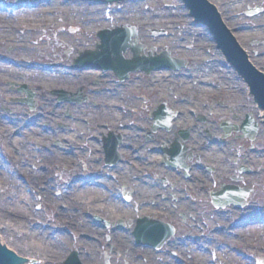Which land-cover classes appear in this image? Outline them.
<instances>
[{
  "label": "rangeland",
  "instance_id": "rangeland-1",
  "mask_svg": "<svg viewBox=\"0 0 264 264\" xmlns=\"http://www.w3.org/2000/svg\"><path fill=\"white\" fill-rule=\"evenodd\" d=\"M11 1L14 2V0ZM32 1L35 4V9L33 10H30V8H33L30 7L29 9L17 10V12H14V10L13 12L9 13V15H3L4 13H0V16L2 15L5 18V20H1L0 18V61H7L8 59L14 60L19 62V64H24L23 66L26 65V68L28 64L34 66L33 64L37 62L40 63L41 66L53 62H65V64L69 65L72 64L75 57H78V51H83V48H94V43L97 41L96 32L99 29L98 26L93 27L91 25V22H93L92 18H89L88 16H79L77 14H73L71 11H68L67 6L69 7L70 5H74L78 0H45V3H38V0ZM211 2L216 4L217 7L222 10L221 12L225 15V19L227 21V27L235 29L232 30V32L238 36L248 51L252 52L254 55L259 54L258 57L256 55L257 59H260L261 62H264V0H211ZM250 8H252V10L260 8L262 11L254 16H246ZM90 9L92 13L100 12L101 19L103 20V17L106 16L108 7L107 5H99L92 6ZM84 10L87 11L88 9L85 8ZM116 10L119 11L117 13V17H115L116 22L113 24H126L136 28L139 33V37L144 44L156 47L159 51H164L165 47H170V50L174 52V56L190 61V63L192 62V65L197 63L200 65H206L207 63L211 62V56L214 54V52L211 49V40L205 38L207 32L203 29H198L197 27L193 26L194 22L189 17V12L184 8V5L179 0L126 1L117 4V6L114 8L109 9L108 13L114 16V13H111V11L115 12ZM161 11H166L170 13V15L157 17L156 13ZM138 14L139 16H137ZM23 15H25L26 18H24ZM157 19H161L159 22H157V24H160V26L157 24L148 26V21H156ZM4 22L7 23V26H3ZM17 23L21 25L20 28L22 31L20 30L17 32V30L15 31L12 28L13 25L17 26ZM111 26L112 25L108 24L105 28H110ZM37 27L38 29H35ZM12 30H14V32ZM154 30L158 32H165L166 38L155 40L152 36ZM240 30L246 31L241 32ZM29 31H32V33ZM201 31L206 33L203 37L205 41H202L204 44L196 43V40H199L202 37ZM245 51L247 50L245 49ZM126 57L131 58L132 54L128 52ZM204 58L207 59V63L204 62ZM225 65L227 66L226 62L224 61L222 66L225 68ZM188 66L189 64L183 70H179V72L183 71L186 73L184 70H187ZM26 71L29 70L27 69ZM26 73L27 72L23 73V75L16 74V76L11 75L7 77H2L0 73V117L8 121L7 123L10 126V130H16L14 131V139L18 137L15 136V134L18 133L21 135L19 137L21 140H25L26 138L29 143H33L38 153L46 151L43 147L46 145V143H43L42 140H40L42 139L40 138V134L44 135L43 137L46 140L48 139V133H45V131H50L52 136L54 133L62 135V140L60 141L56 140L54 137H49L47 148H49L51 151L42 153V156H39V160H35L32 159V156L30 157L24 154L22 146L18 147V150L16 148H11L8 145L7 139H5V150L8 152L9 157L5 155L2 149L3 139L2 136H0V160L2 167L5 169L4 173L6 178L7 176H9L11 179L14 178L12 179L13 181H18L19 183H22L23 186H25L26 181H28L31 176L27 175V171L31 170L30 164L32 165L33 169H35V166L37 169H39L41 167V163L43 162L45 166L50 165V171L40 168L42 170L41 172L49 173L50 178L46 176V179L53 185L52 187L40 188L39 192L37 188L35 189V187H31V189H28V186L26 187L27 194L31 195L32 192L34 194L31 196L33 199L31 204H27L30 206L34 205L35 208L33 209L32 207L31 211V208L29 207L28 211H31L33 215L38 214L39 219H34L31 217L30 213H27L25 216H23L16 212L9 215L3 212L2 214L4 217L2 214H0L1 242L13 252H16L19 255H22L23 253L21 248L18 246H12L10 240H8L7 233L9 228H12L11 232L13 229H20V226L16 227L12 222H16L18 224L20 221L27 224L26 228L23 229V239H25V241L30 245L39 246L40 243L38 242V236L35 234H40L42 236L41 232L46 235L47 238L45 237V239L47 244L48 238L54 237L53 233L55 231H58L60 235H65L60 232L62 229L60 227H62L63 220H59L61 218L55 212V205L59 204L57 197L64 200L67 199L66 202H71V205L78 210L81 218L87 217L89 221H91L88 222V224H92L94 218L98 217H102L104 220L109 219L110 217L113 218L110 219L113 221L117 219L119 221H126V223L127 221H130L134 224L138 218L154 216L157 218V220H162L177 227L179 233H177L176 237L173 239V242H178L186 236H197L198 234L206 232V230H225L227 234V232L230 230L228 223L233 224L238 219V221L242 220L241 216L243 213L234 210L224 211V213L217 212L219 216L224 214V221L220 220L213 209L209 196L210 191H202L201 188H199V182H196L194 185H188L187 183H184L178 188L180 191L182 190L181 197L186 201L185 203H187L189 207L181 206L179 210H177L178 207L172 206L169 202L167 203L168 205H165V207L160 206L165 200L161 198L159 199L158 196L155 197L154 195L164 191V189L161 188L162 184L159 185L161 182H159L156 176H153V178L149 180L147 174L144 172V166L147 162H144L142 159L136 157L134 148L129 145V143L134 140L128 139L127 141V137L130 135L129 132H126L128 127L132 126L133 128L134 125L136 126V124H138L140 126L137 129L140 131L142 136L139 137L140 141L133 142V144L137 143L135 144V147L140 145L143 147L146 146V151L150 149V146L145 144L143 141L146 132L145 127L148 126V122L145 120L148 119V112H144V110L149 111L153 107H157L162 103H168L167 98L171 97V91L173 88L174 93H176V86L174 85L175 83H170L171 85H169V83H164L165 80L169 81L167 77L172 76V73H163V76L167 77H165V80L161 81V83H154L153 78L155 77L153 76L134 74L131 76V79L126 82V84L118 82L114 74L110 72H96L95 74H92V72L90 74L86 73L88 74L87 77L91 76L90 78L92 80L90 82L92 86L88 85V87L85 88V94L89 97L90 102L63 104L61 109V105H58V98L53 96V91H60L62 88H64L71 93H76L77 89L81 86L79 85V87L74 88L71 86L59 85L58 87L56 85H49V82H44V79H41L43 80L42 82L44 84L41 83L40 79H37V81H28L27 83L25 81ZM46 73L47 71H43L42 77L45 78ZM232 74L233 75H227L224 77L223 80H221L222 83L219 81L220 89L216 92H220L222 94L221 96L217 95V98H211V96H215V94L211 93L213 92L212 90L207 91L208 94H206L205 97H199L194 93V91L188 89L185 91H180L179 94V97L185 96V98H181V100H185L182 102H188L186 106L182 107V109L185 112L186 117L191 118L192 121L195 120L196 117H193L192 115L190 116L188 111L192 110L198 113V111L202 110V108L206 109L207 106L205 105V102L208 100L207 98H209L208 102L213 104V110L217 108L222 110L219 112V114L223 115V117H219V115H217L218 113H215L219 120L217 125L212 126L214 123H212L211 120L216 119L213 117L214 115L211 114L212 118L207 116V123L205 124L206 126H204L205 130H207V127L211 130V133L214 137H218L223 134L222 130H220V127L218 126L222 120L227 118L231 119L235 114L239 117V119L234 120V122L237 123V125H240L248 113L254 114L253 112H250V110H253L254 108V102L251 100L246 86L244 83H239L236 80L238 76H236L234 73ZM157 78L158 77H156V79ZM103 82H106L107 84H124V88L119 87L118 85L105 86L103 85ZM22 86H28L30 91L34 94V100L37 106L33 110L27 104L21 103L23 99L27 98L25 95L20 93V88H22ZM93 88H97L96 92H99L98 94L100 95L93 96L96 94V92L93 91ZM44 94L48 96L50 99L49 101H51L50 103L45 101L46 99H44L42 96ZM223 94L224 96H222ZM192 99L193 102L191 103ZM106 101H109L111 106L116 105L118 110L120 108V111H122V117H117L118 121L116 123L114 121L108 122L105 119L94 120V123L100 121L99 123H101L103 126L99 127L102 128L97 127L99 124H86L85 118L88 117L82 114L78 107H82V104H88V107L93 108V104L95 103L96 106L97 104L100 105L102 103L106 107ZM168 105L170 106V104ZM172 107L173 106H170V108ZM54 108L64 111L62 113V120L53 125H48V123H45L46 119H50L53 122L56 118ZM68 108H70V110H75L77 114L82 116L81 119H77L78 117H75L74 119L76 122H74L72 116L70 117V111ZM232 108L235 109L234 112L229 110ZM238 109L239 113H236ZM126 112L128 114H126ZM18 113H21V116H18ZM205 113L207 115L210 114L207 111ZM257 114L258 113L254 114V118ZM43 115L44 118L41 119L40 117ZM22 120L26 122L22 127L18 128V125ZM79 124L83 126V129L85 128L84 131H80L84 137L81 138V136H79L80 138L78 137L75 139L76 141L80 142H71V140H73L72 136L76 135L77 131L79 130L75 126L79 127ZM114 124L120 125L121 128H117L114 126ZM88 127L91 128V131L90 129L88 130ZM134 129L135 127L131 130ZM261 130L264 135V126H261ZM109 131H112L116 135H121L123 137L124 145H122V151L128 150L131 154L124 153L123 160L120 164L125 169H130L133 167L132 173L136 176L135 180H140V190L142 191V195L136 197L135 192H133L131 195L132 201H130L129 204L124 203L125 205L120 207L118 211L116 209H112L108 203L105 204V207L92 210L88 208L87 204L89 203L86 202L87 198H83L81 191L85 180L97 176L99 177V180L95 181V185L92 187H102L101 181L103 179L101 178L104 177L106 179L107 176H109V173L114 174L113 169L109 166H106L104 154L102 153L101 149L102 136H108L110 133ZM5 134L8 136V133ZM239 134L240 133H236L233 135V137L236 138V136ZM256 142L257 141L252 142L250 139L246 138H236L235 140H231V143L227 146V148H224L225 150H229L228 155L224 151H219L222 148L217 147L215 149V159L209 156L205 159L206 162H203L204 172L199 173V178H203L202 180L207 182L206 178H211V175L215 177L218 176L216 172L210 173L211 175L206 174L208 172L206 171L205 167L208 165L204 164L207 162L213 163L217 169L219 168V171L217 172L219 175L224 174L225 172L222 173L221 169L223 168L222 170L225 171L226 169L224 168L226 167V164L229 167L234 166L231 163L232 161L225 160L229 156V152H231L234 157L237 154H245V151L249 148V145H254ZM261 147L262 149L264 148V140H262V135L261 139H258L255 150H258ZM41 149H43V151ZM140 149L141 148H135V152ZM12 151L17 152L19 155L13 153ZM49 152H52L53 155H59L60 157L66 156L71 158V161L69 160L68 164L65 163L66 165L55 164V161L51 162L50 158H48V155L52 154H47ZM251 153H253L252 164H255L256 162V165L251 166V169L253 168V172L257 169L262 172L261 174H257L256 172L252 174L249 180L244 183V185H248L253 188L254 192L252 193L251 197V200L253 201L251 204L263 208L262 212L264 213V157L262 160H258V157L262 156L259 154V151L253 152L251 150ZM156 158L159 159L160 157L157 156ZM231 158L233 159V157ZM219 163L221 165L223 164L222 168L220 167ZM23 168H27L26 173L23 172ZM214 169L216 171V168ZM103 172L106 174L103 175ZM156 172L158 171L156 170ZM116 173H118V177H120L121 174L119 170ZM148 181L150 182L147 184ZM99 182L100 184H97ZM157 182L159 184H157ZM221 182H223V179L222 181H219L218 179L217 185ZM57 183L59 184V188H63L62 191H56ZM68 183H73L71 185L74 186L78 185L79 189H76V193L72 200L66 198L65 194H62L64 192L63 186L66 187V184ZM4 184H6V182ZM114 185L117 186H114L116 191L114 193L112 192V195L116 196L119 200V198H121L120 189L122 188V185L119 184V182H114ZM1 187H3V185L0 186V188ZM6 187H9L8 194L19 193V186L10 185ZM211 188V190L214 189L212 185ZM129 190L131 191V189ZM5 191L6 190H4V192ZM44 191H47L50 194V197L47 201H45L44 197L42 196ZM170 191L175 192L173 190ZM8 196L12 198L11 195ZM99 198L100 194L95 198V200H99ZM151 199H155L156 202ZM136 208H138V211ZM88 210H90V212H88ZM102 210H106V212H102ZM188 210L194 215V218H196L194 223L193 219H187L188 221L186 223H193L189 226L184 224V218H182V216L189 218V213H186ZM20 216L25 219L21 218ZM200 220L203 223L199 222V224L198 221ZM33 222L35 223L33 224ZM195 224H198L199 228L195 229ZM74 230L77 234L76 238H74V236L71 238L72 236L67 234L69 236V240L63 246L64 248L62 254H59L58 256L55 254V252L50 253V248H47L48 245H45L44 251L42 252V256H45L43 258L44 262L41 260H31L32 262L29 264H62L68 259V257L71 256L73 252H77L79 254V258H81L86 264H107V258H109L108 264H132L134 258H131L130 256H127L128 258H125V260L122 258V256H126V253H128L127 248L141 250L142 252H149V255L154 261H150L148 263L143 261L144 264H159L160 261L162 262L164 260L166 254H171L169 253L170 249L168 248L167 250L164 248L161 250H156L145 246L137 247L135 244V237H133L132 234L134 230L132 227H130L129 229L126 228L125 231L120 232V235H122L125 239V245L122 247H120L118 243L114 244L110 242V240L108 241V236L111 235V232L108 233V231L106 232L104 229H98V231L103 232V242L100 244L101 246L99 245L95 249H92V257L88 258L83 255V250L86 248L83 246L81 241L82 234L77 233L80 231V229L76 223ZM111 230L114 229L111 228ZM238 230H240V228ZM259 233H261L260 230ZM242 235L243 236H241V238L239 236H236L235 238L232 236V234H230V236H224L223 238L217 237L214 243L208 245L211 248L216 249L212 251L213 253H211V250H208L207 248L206 251H199L198 253L193 254L195 260L194 263L185 260L183 264H196L197 262H202L203 264L211 263L214 262L213 255L216 256V264H219L221 259L223 260L221 264H257V260H264V241H262L261 236L258 238L256 246L261 247L262 249L251 252V238L244 236V233ZM223 241H225V243H222ZM218 248L223 249V253L220 251V254H218ZM257 252H259V254H257Z\"/></svg>",
  "mask_w": 264,
  "mask_h": 264
},
{
  "label": "bare ground",
  "instance_id": "bare-ground-1",
  "mask_svg": "<svg viewBox=\"0 0 264 264\" xmlns=\"http://www.w3.org/2000/svg\"><path fill=\"white\" fill-rule=\"evenodd\" d=\"M211 1V0H210ZM114 4H112L111 6H113ZM68 11L73 12V14H77L79 16H88L89 18H92L91 25L93 27L95 26H99L98 28L101 29L104 26L107 25V21L106 20H102L101 19V14L100 12H95L92 13L90 10L85 11L83 4L80 3H75L74 5H70L69 7L67 6ZM111 8V7H110ZM222 11V10H221ZM26 13V12H25ZM21 14V13H20ZM169 16L170 13L166 12V11H161L156 13V16L159 17H164V16ZM139 16V14L137 15ZM24 18H26L25 15H23ZM99 18V19H98ZM161 19H157L156 21H148V26L151 25H156L157 22H159ZM115 22V21H114ZM19 24L17 23V26H12V28L16 31L17 28H20L21 26H18ZM160 26V24H157ZM3 26H7V23H3ZM14 30H12L14 32ZM196 43L201 44V42L196 40ZM252 53H250L251 55ZM25 61V60H24ZM88 62H90V59H87ZM258 60L256 59V57L254 58V60L252 61L254 64H256L258 67L264 66V64L262 62H257ZM21 62V61H20ZM26 68V66H22L20 67V69L18 68H14L12 66H8V65H2L0 64V73L2 75V77H7V76H11V75H20L25 72L26 73V77H25V81L28 83V81H37V79H40L41 83L44 84L41 79H44V82L48 83L49 85H56L59 87V85H63V86H71V87H79V85L81 87H88V85L90 84L91 80V76L87 77L88 74H90L92 72V74H95L96 72L93 71H88L85 72L83 74L79 73L78 71H73L71 72L69 69H60V68H56L57 70L55 71H49V73L47 72L45 75V78L42 77V73L43 70H40L41 68H32L29 71L24 70ZM219 71L217 68H214V70L211 69H207L205 71H203V66L198 64H194L192 65L191 68H189L186 76V79H183L180 76L176 77L177 81H181V80H187V83H193L195 84V82H199V81H204L205 83L207 82H214L217 79H219L220 81L223 80L222 79V75H225V71ZM88 73V74H86ZM31 84V83H29ZM32 85V84H31ZM48 85V86H49ZM103 85L105 86H112V85H116V84H107L106 82H103ZM54 87V86H53ZM182 87V86H181ZM206 89V88H205ZM205 89H202L203 92H206ZM33 94V93H32ZM44 97V99H46V102H51L49 101L50 99L48 98L47 95H42ZM109 102V101H106ZM63 106L60 107V109ZM257 106L255 105V108H253V110H250V112L255 113H259L261 114V119H264L263 117V111L261 110H257L256 109ZM70 111V117L72 116V119H74L75 117L77 119H81L82 116H80L79 114H77L75 112V110H70V108H68ZM79 111L86 115L88 118H86V121L88 123H92L94 122V120H101V119H105L106 121H111V122H117L118 121V112H117V107L115 105L110 106V104H107L106 107L102 108V109H94L91 107H88L87 105L83 106V107H78ZM252 109V108H250ZM256 110V111H255ZM55 111V115L56 118L54 119V121L52 122V120L50 119H46L45 122H48V125H53L55 123H58L62 120V113L64 111L61 110H57L56 108H54ZM66 111V109H65ZM90 114H89V113ZM18 116H21V113H18ZM254 117V116H253ZM252 117V119H253ZM21 118V117H20ZM44 118V115L41 116V119ZM8 121L2 119L0 117V136H2L3 142H2V149L4 151V154L7 155L9 157L8 152L5 150L6 147V143H5V139L8 140V145L11 148H18L21 147L23 148L24 154L26 156H32V159L35 160H39V156H42V153H46L48 151H43V149L45 148L44 146H47L49 137H54V138H58L60 139L62 137V135L58 134V133H54L53 136L50 133V131H45V133H48V139L46 140L42 135L40 134V140H42L43 143H46V145H44L43 149H41L43 152L38 153L36 151L35 146L33 145V143H29V141L25 138V140H21L19 137L21 135H19L18 133L15 134V136H18L14 139V131L16 130H10V126L7 123ZM26 121L22 120L20 122V124L18 125L19 127H22L25 124ZM74 122H76V120L74 119ZM253 122L255 123V120L253 119ZM73 124H78V123H73ZM255 124H253L254 126ZM114 126H116L117 128L119 127L118 124H114ZM79 129V131H84L85 128L83 129V126L79 124L78 126H75ZM5 133H8V136H6ZM69 134V133H67ZM261 135H262V140H264V135L263 132L261 131L259 137L261 139ZM72 137H75V135H73ZM50 138V139H51ZM53 138V139H54ZM52 141V140H51ZM70 142V141H67ZM71 142H73L71 140ZM18 150V149H17ZM14 151V150H13ZM12 151V152H13ZM17 155H19L17 152H13ZM52 152H49L47 154H50ZM33 154V155H32ZM63 154V153H62ZM55 155V156H54ZM53 153L51 155H48V158H50L51 162L55 161V164H62L64 165L65 163H69V160L71 161V158H68L66 156H59ZM211 158L215 159V152L210 154ZM24 159V158H23ZM28 160V159H26ZM40 162V161H39ZM66 165V164H65ZM0 186L3 185V187L0 188V214H2L3 212L7 215L9 214H14V212L25 216L27 213L31 214V217L39 219L38 214L37 215H33L31 213L32 211V207L33 209L35 208L34 205H29L27 203L32 202V197L34 194L33 192L30 194H27L26 191V187L28 186V189H31V187H35V189L37 188L38 191L40 188H45V187H52V183L49 182L46 179V176L49 173H42L41 169H45V170H49L50 165L45 166L43 164V162L41 163V167L39 169H37V167L35 166V169H33L32 165L30 164L31 170L27 171V168H23V172L26 173V171L28 172L27 175H31L30 179L27 181L26 185L23 186L22 183H19L18 181H13L12 179L14 178H10L9 176H7L4 173L5 169L2 167L1 164V160H0ZM132 169L133 167H131L130 169H125L122 166H118L114 169L113 173L116 175V180L114 182H119V184L124 183L126 184V186L130 189L133 190V192H135V196L139 197L142 194L141 189V184H140V180H135V175L132 173ZM119 170L120 172V177H118V173H116ZM106 173L103 172V175H105ZM101 179H103L102 181L104 182V184H107V186L105 188H103L101 191H99L98 188L92 187L95 185V182L93 181H87L88 183V187L86 188H82L81 193L83 194V198L86 197V202L89 203L87 204L89 209H100V207H105V204H109L110 207L112 209H116L117 211L119 210L121 204H119V200L116 199V196L114 197L112 195V192L114 193L115 187L117 185H114V182L112 180H109V177H107L106 179L104 177H102ZM3 182V184H2ZM6 182V184H4ZM73 183H68L66 184V187H64V192L62 194L66 195V198L71 199L74 197L75 193H76V189H78V185H71ZM10 185H16L19 186L20 189L18 190L19 193H14V194H8V190L9 187L7 188L6 186H10ZM58 183L56 184V191H62L63 188L61 189V187H58ZM70 188V189H68ZM4 190H6L4 192ZM32 191V190H31ZM145 193V192H144ZM100 194V198L99 200H95V198ZM8 195H11L12 198H10ZM29 195V197H28ZM42 196L44 197V200L47 201L50 197V194L47 191H44L42 193ZM102 196V197H101ZM3 197V198H2ZM27 202H26V201ZM57 200H59V204L55 205V212L59 215V217L61 219L59 220H63V224L62 227L60 228H65V229H61V233L65 234V235H58L51 238H48V244L46 242V235L42 234V236L40 234H35L38 236V242L40 243L39 246H35V245H30L28 244L25 239H23V229L26 228V223L24 222H20L17 224L16 222H12L14 224V226H20V229H16L11 232L12 228L8 229V240H10L12 246H18L19 248L22 249V255H19L21 257H25L28 258L27 260L30 262L31 260H37V261H42L44 262V257L42 256V252L44 251V247L45 245H48L47 248H50L49 252H55L56 255L59 256V254H62L63 251V246L66 244V242L69 240V236L64 233V232H68L69 235H71L73 238H76V231L74 230V226L75 223L79 226L80 231L77 232L78 234H82V243L83 246L86 248L84 249V256L91 258L92 257V249H95L96 247H98L102 242V236H103V232L98 231L99 227L97 226H93L91 224H88L86 218H81V216L79 215L78 210L71 205V202H66V200L57 197ZM26 203V204H25ZM29 207L31 208V211L29 212ZM63 207V209H62ZM102 212H105V210H102ZM2 216L4 217V215L2 214ZM108 220V219H107ZM40 228V227H39ZM37 229V228H36ZM259 230L261 233H259ZM39 231V230H38ZM37 231V232H38ZM257 231V232H256ZM36 232V233H37ZM16 233V234H15ZM244 236H247L248 238H251V252H255L258 250H261V247L256 246V242L258 241V238L261 236L262 241H264V225H258V226H254V224H252V226L248 229L244 231ZM22 235V236H21ZM45 235V236H44ZM27 236V234H26ZM112 238H113V242L114 244H119L120 247L124 246V237L122 235H116L112 233ZM243 236V235H240ZM18 238V239H16ZM47 238V237H46ZM3 244V243H2ZM4 245V244H3ZM50 245V247H49ZM101 246V245H100ZM6 247V246H5ZM170 247V246H169ZM7 249H9L8 247H6ZM170 249L172 250H176L181 256H183L184 258L187 255V252H189L188 249H186V247L184 245L181 244H177L175 243V245H172L170 247ZM10 250V249H9ZM89 250V251H88ZM128 253H126V256H122V258L125 260V258H128L127 256H130L133 259V263L132 264H144L143 261L145 263H148L150 261H154L151 256L149 255V252H142L141 250H136V249H131V248H127ZM16 253V252H15ZM257 254H259V252H257ZM262 254V252H261ZM264 255V254H263ZM57 256V257H58ZM53 257V256H51ZM146 259V261H145ZM47 260V259H46ZM48 260H57V259H48ZM159 264H183L182 262H177L176 260H172V257L168 254L165 255L164 260L161 262H159Z\"/></svg>",
  "mask_w": 264,
  "mask_h": 264
},
{
  "label": "water",
  "instance_id": "water-1",
  "mask_svg": "<svg viewBox=\"0 0 264 264\" xmlns=\"http://www.w3.org/2000/svg\"><path fill=\"white\" fill-rule=\"evenodd\" d=\"M185 1L192 8L193 15L199 18L200 11L198 10V7L196 8V6H198V4L201 3L202 0H185ZM202 20H205L206 23H208V25L211 28L215 27L214 24H218L217 16L216 14H213V13H207V15H204ZM219 34H220L221 43H226L228 38L222 35L221 32ZM119 35L121 37H120L118 44L121 43V41L122 43L125 42L126 33L124 29H119ZM124 47H125V43H124V46L122 47L121 45L120 46L115 45L113 40H109L108 38H105L104 43L101 46L102 53L99 51L95 53L93 56L97 59H103V57L106 58L107 61L111 63V64L107 63V65H109L113 70H115L117 74H119V68H121L122 70L126 68H131L134 70L149 69L150 65L154 63L153 61L149 62L145 58H141L137 52H136L137 56L135 57L133 61L126 62L122 56V52L126 50V48ZM241 58L243 59V62H244V56L241 55ZM243 62L240 63L236 61V65L238 64V66L242 67L244 66ZM244 74L249 80L252 81L251 86L253 88V92L257 96L260 104L264 107V84L263 83L261 84L260 82L261 78L258 77V75L252 70L249 71L247 74L244 72ZM11 256H12L11 253H9L6 249H4L0 245V264H15L13 257Z\"/></svg>",
  "mask_w": 264,
  "mask_h": 264
},
{
  "label": "flooded vegetation",
  "instance_id": "flooded-vegetation-1",
  "mask_svg": "<svg viewBox=\"0 0 264 264\" xmlns=\"http://www.w3.org/2000/svg\"><path fill=\"white\" fill-rule=\"evenodd\" d=\"M175 123H178L176 127L180 128V129L182 128V125H185L186 126V124H187V123H185V121H182L181 119L175 120ZM197 128H198V126H196V129ZM189 133H190L189 138L186 140V143H187V145L190 148L189 151H188V154L186 156L187 157L188 164L191 163V162H193V159H194V156L193 155H195V153H194V149L195 148H193L191 146V142L193 141L194 135L198 134L199 132L197 130L194 131V129L190 128ZM177 136H178L177 132L175 134L172 132L169 135H167L166 136L167 143L170 144L171 142H175V140H177ZM206 136L208 137L207 133H206ZM228 139L235 140V138L233 136L228 137ZM191 154H193V155H191ZM194 160H196V157H195ZM198 161H200V158L198 159ZM244 162H246V160H244ZM237 164H238V162L236 163V165ZM183 177H184V179H186L185 176H183ZM180 181L183 182V180H180Z\"/></svg>",
  "mask_w": 264,
  "mask_h": 264
}]
</instances>
